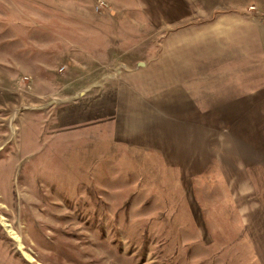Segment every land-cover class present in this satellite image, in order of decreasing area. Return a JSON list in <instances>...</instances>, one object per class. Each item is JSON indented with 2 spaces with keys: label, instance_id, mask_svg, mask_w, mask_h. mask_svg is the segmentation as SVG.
<instances>
[{
  "label": "rangeland",
  "instance_id": "obj_1",
  "mask_svg": "<svg viewBox=\"0 0 264 264\" xmlns=\"http://www.w3.org/2000/svg\"><path fill=\"white\" fill-rule=\"evenodd\" d=\"M231 14L264 0H0V264H264V96L141 137L113 112L123 60Z\"/></svg>",
  "mask_w": 264,
  "mask_h": 264
},
{
  "label": "crops",
  "instance_id": "obj_2",
  "mask_svg": "<svg viewBox=\"0 0 264 264\" xmlns=\"http://www.w3.org/2000/svg\"><path fill=\"white\" fill-rule=\"evenodd\" d=\"M235 16L237 20H232ZM239 16L247 17L231 14L213 24L210 41H205L203 31H196L194 46L172 41L159 60H123V66H132L116 73L115 121L124 130L133 126L141 137L157 122L164 126L165 120L187 127L195 118L201 128L203 117L198 114L205 111V104L216 107L211 112L252 111L242 107L249 106L253 97L264 96V23ZM177 45L179 56H171L166 49L176 50ZM65 109L66 118L77 122L76 106ZM125 134L134 137L135 132Z\"/></svg>",
  "mask_w": 264,
  "mask_h": 264
},
{
  "label": "built area",
  "instance_id": "obj_3",
  "mask_svg": "<svg viewBox=\"0 0 264 264\" xmlns=\"http://www.w3.org/2000/svg\"><path fill=\"white\" fill-rule=\"evenodd\" d=\"M103 5V3L101 2L99 5H98V9Z\"/></svg>",
  "mask_w": 264,
  "mask_h": 264
},
{
  "label": "bare ground",
  "instance_id": "obj_4",
  "mask_svg": "<svg viewBox=\"0 0 264 264\" xmlns=\"http://www.w3.org/2000/svg\"><path fill=\"white\" fill-rule=\"evenodd\" d=\"M8 227V226H7ZM14 236V234H12Z\"/></svg>",
  "mask_w": 264,
  "mask_h": 264
}]
</instances>
